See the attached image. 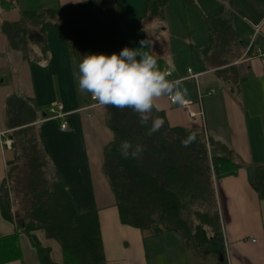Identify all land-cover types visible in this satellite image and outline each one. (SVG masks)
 <instances>
[{
    "label": "crops",
    "instance_id": "obj_1",
    "mask_svg": "<svg viewBox=\"0 0 264 264\" xmlns=\"http://www.w3.org/2000/svg\"><path fill=\"white\" fill-rule=\"evenodd\" d=\"M52 1V8H58L85 0ZM120 2L132 29L145 25V30L159 21H144L140 0ZM172 2L177 4L176 0ZM168 4L169 0L163 19ZM187 8L199 11L197 16L204 23L206 42L199 46L177 44L168 51L164 47L162 58L155 53L152 56L163 72H171L170 80L183 81L187 99L194 101L190 109L197 116L191 118L188 109L172 105L167 96L158 101L159 111L166 114L171 127L204 129L207 137L226 145L238 156L243 167L235 175L214 180L221 224L220 249L226 264H264V199L258 196L251 171L253 165L264 162V0H195ZM220 10L231 19L237 42L232 39L228 44L222 40L220 47L209 49L206 18ZM187 17L184 19L188 25ZM16 21L3 20L0 26ZM257 27L259 33L251 46ZM29 41L30 60H25L0 32V188L7 175V161L13 156L11 146L6 144V140L11 141L6 128V100L13 94L31 97L39 111L36 124L45 150L77 211L98 213L107 264H220L222 254L216 259L198 261L178 232L146 236L120 222L116 199L103 173V149L113 141V133L99 118L102 106L90 108V94L78 91L80 62L71 58L57 31L43 37L30 29ZM43 43L47 47L46 58L40 48ZM182 52H190L192 61H177L176 55ZM232 66L235 71L229 74L239 78L238 93H232L230 85L219 75L220 70ZM189 69L199 75L197 80L190 77ZM15 84H19L16 90ZM19 87L25 89L20 92ZM54 105L63 106V118L50 117L49 109ZM63 123L67 125L65 130ZM17 227L3 217L0 209V238L13 235ZM34 235L50 250L55 263L64 264L62 248L56 240L48 238L43 230ZM20 245L21 260L9 264H40L29 236L21 234Z\"/></svg>",
    "mask_w": 264,
    "mask_h": 264
},
{
    "label": "trees",
    "instance_id": "obj_2",
    "mask_svg": "<svg viewBox=\"0 0 264 264\" xmlns=\"http://www.w3.org/2000/svg\"><path fill=\"white\" fill-rule=\"evenodd\" d=\"M34 5L38 0H24ZM195 0H183L186 7ZM167 0H140L144 21L164 18ZM13 2L0 0V8L10 9ZM211 48L222 40H237L231 19L222 11L207 16ZM128 26L120 0H85L67 7L46 8L38 13L24 11L16 22L0 26L10 46L30 60L29 33L35 29L43 37L57 31L67 44L72 59L83 55L119 53L128 47L123 32ZM226 37V38H225ZM237 42V41H236ZM42 54L47 47L41 44ZM235 67L220 70L219 75L238 93L239 78L229 73ZM24 99V100H23ZM165 121L158 132L148 135V127L138 123L131 109L102 107L99 118L113 133V141L103 149V173L116 199L120 222L139 229L143 235L157 236L175 231L184 246L198 261L216 259L221 251V224L217 210L214 180L235 175L242 167L238 156L226 145L206 136L204 129L171 127L163 111H155ZM35 100L10 95L6 100V128L10 130L13 156L7 161V175L0 188L3 217L17 224L16 232L0 238V264L21 260V234L30 237L40 264H57L50 250L41 245L34 232L43 230L62 248L64 264H107L97 212L77 211L57 169L45 150ZM195 134L189 146L182 141ZM124 140L145 146L140 159H125L119 148ZM254 187L264 199V162L253 165ZM18 212H15V208ZM222 252V253H221Z\"/></svg>",
    "mask_w": 264,
    "mask_h": 264
},
{
    "label": "clouds",
    "instance_id": "obj_3",
    "mask_svg": "<svg viewBox=\"0 0 264 264\" xmlns=\"http://www.w3.org/2000/svg\"><path fill=\"white\" fill-rule=\"evenodd\" d=\"M139 48L124 47L111 55L86 54L78 65L77 85L80 93H89L99 106H111L118 110L131 109L142 127H148V135L158 132L165 121L155 116L158 101L170 97L174 104L184 107L188 90L182 88V80H170L157 60L144 51L152 44L150 39L141 40ZM195 134L182 141L187 147L195 141ZM125 159H140L145 146L124 140L119 148Z\"/></svg>",
    "mask_w": 264,
    "mask_h": 264
},
{
    "label": "rangeland",
    "instance_id": "obj_4",
    "mask_svg": "<svg viewBox=\"0 0 264 264\" xmlns=\"http://www.w3.org/2000/svg\"><path fill=\"white\" fill-rule=\"evenodd\" d=\"M13 2L14 6L10 9H3L0 11V22L3 20L14 21L18 20L21 14L27 10H35L38 13L42 12L46 8H52V0H38L34 5L27 4L24 0H9ZM172 2L169 0V7L166 9V18L159 20L153 26L147 27L142 32H135L127 29L123 32V38H125L130 48H139L140 41L150 39L152 44L145 48L144 51L149 54H156L157 58H162L164 54V47L168 51L169 47L176 46L177 44L190 46V45H201L206 42V31L204 23L197 16L198 10L188 8L184 5L183 0H176ZM181 4V5H180ZM186 7V8H184ZM3 11V12H2ZM188 15V17H187ZM187 17L188 25L185 22ZM190 33H193L192 37L189 38ZM155 53V54H154ZM174 55V52H173ZM175 59L179 62H191L192 57L190 52L178 53ZM24 79V73L22 75ZM210 79V77H208ZM19 84H15L14 90L17 89ZM25 88L19 87V91H23ZM15 212H18V208H15ZM205 263V262H204Z\"/></svg>",
    "mask_w": 264,
    "mask_h": 264
},
{
    "label": "built area",
    "instance_id": "obj_5",
    "mask_svg": "<svg viewBox=\"0 0 264 264\" xmlns=\"http://www.w3.org/2000/svg\"><path fill=\"white\" fill-rule=\"evenodd\" d=\"M258 33H259V28L257 27V28L255 29L254 34H253L252 37H251V46L254 44V42H255V40H256V37H257ZM248 51H249V50H248ZM263 64H264V61H263ZM188 72H189V74L191 75V76H190L191 78H193V79H195V80L198 79L199 75L194 74L192 69H189ZM166 73L168 74L169 77L172 76V74H171V72H170L169 70H167ZM212 93H213V91H212L210 94H212ZM201 97H202V96H201L200 93H199V100H201ZM89 99H90V102H91L90 108H94V107L98 106V103H97L95 100H93V99L91 98V94L89 95ZM168 100H169V102H170L172 105H175V106L180 107L179 105L174 104V103L172 102V100H171L170 97H168ZM187 100H188V103H187L183 108L188 109V115H189L191 118H194V117L197 116V113L191 111V109H190L191 106H193L194 101H193V100H190V99H187ZM49 115H50L51 118H54V119H55V118H63V117L65 116V114H64V112H63V106H62V105H54V106L50 107V109H49ZM66 127H67L66 123H63V124H62V129L65 130ZM6 144H7L8 146H11V141H10V140H6Z\"/></svg>",
    "mask_w": 264,
    "mask_h": 264
},
{
    "label": "water",
    "instance_id": "obj_6",
    "mask_svg": "<svg viewBox=\"0 0 264 264\" xmlns=\"http://www.w3.org/2000/svg\"><path fill=\"white\" fill-rule=\"evenodd\" d=\"M44 116H46V114L44 113Z\"/></svg>",
    "mask_w": 264,
    "mask_h": 264
},
{
    "label": "bare ground",
    "instance_id": "obj_7",
    "mask_svg": "<svg viewBox=\"0 0 264 264\" xmlns=\"http://www.w3.org/2000/svg\"><path fill=\"white\" fill-rule=\"evenodd\" d=\"M24 100V99H23Z\"/></svg>",
    "mask_w": 264,
    "mask_h": 264
}]
</instances>
